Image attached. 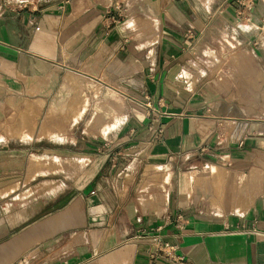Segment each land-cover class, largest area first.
<instances>
[{
	"label": "crops",
	"instance_id": "crops-1",
	"mask_svg": "<svg viewBox=\"0 0 264 264\" xmlns=\"http://www.w3.org/2000/svg\"><path fill=\"white\" fill-rule=\"evenodd\" d=\"M260 16L254 0H0L2 103L36 79L43 85L33 93L49 96L73 73L130 106L117 141L75 133L50 174H32L47 169L29 158L39 131L29 139L19 130V146L2 143L0 264H180L152 259L159 240L190 264H264L263 151L258 141L251 152L239 141L219 146L238 128L221 132L228 105L199 51L221 45L208 41L217 26L235 30L237 46L245 20ZM212 150L227 157L199 163L212 187L192 191L197 180L189 179L185 190L175 178L180 157ZM84 157L83 168L75 160ZM153 171L159 182L157 174L172 176L146 197L139 186Z\"/></svg>",
	"mask_w": 264,
	"mask_h": 264
},
{
	"label": "rangeland",
	"instance_id": "rangeland-1",
	"mask_svg": "<svg viewBox=\"0 0 264 264\" xmlns=\"http://www.w3.org/2000/svg\"><path fill=\"white\" fill-rule=\"evenodd\" d=\"M254 2L261 13L260 21L257 18L252 22L251 18L245 20L243 37L240 38L237 46L233 45L231 39H229L232 34H235V30H225L217 26L213 31L214 37H209L208 41L213 40L212 42L215 43L217 39H220L222 43L227 42L228 45H223L219 41L221 45L206 46L199 48V51L206 56L208 66H210L213 74L217 76L216 81L223 88V95L218 97L228 105V116H225L220 122V126L223 128L221 132L229 134V132L238 128L237 135L232 133L230 137L227 135L229 138L223 135L219 136L218 140H224L221 141L219 146H222L226 141H239L244 142L245 149L249 147L251 152L252 148H255L259 143L264 158V0H254ZM248 33L253 34V36L248 38ZM69 76L74 79L77 86L65 89L61 96V93H59L60 85H57L49 96L35 95L32 90L38 91L43 85L36 79L29 82L31 88H26L27 92L25 94H21L16 99L14 97L7 99L5 104L0 100V147L2 143L11 138V146L21 145L18 138L24 140V137L18 136L19 130L29 139L37 131L43 135L42 138L35 139L36 155L31 154L29 158L32 163H45L47 169L32 172L34 177L40 174L52 173L50 168L61 167L60 162L64 161H60L58 158L55 160L56 156L54 154L63 148L69 147V144L75 138V133H81L89 138L105 137L117 141L118 133L124 130L123 120L128 117V109L130 108L127 100L118 95L115 89L101 83L87 82L79 79L73 73H70ZM115 97L122 99L123 119L116 127L104 133L102 129L107 124L108 117L106 118L102 112L107 107L114 105L110 101ZM10 100L13 102L10 103ZM84 106L86 109L81 113ZM99 109L100 115L94 122H91L94 112ZM39 126L40 130L36 129ZM45 129H47L46 132L42 133ZM44 147L50 153L43 152ZM216 153H219V151L212 150V153L207 152L204 154L192 152L180 157L182 168L175 178L180 179L181 184L185 185V190L188 189L186 184L191 175L197 180L196 186L191 189L192 191H204L205 184L210 188L212 187L211 178L205 176L198 169L201 168L199 163L222 162L224 161L223 158H227ZM27 157L26 154L21 155L19 158L21 162H27ZM69 164H72V167H77L73 163ZM19 173L22 177L24 175L28 177V173L31 172L20 171ZM67 173L75 174L76 172L67 171ZM154 175L155 171L144 182H141L138 190L139 194L148 197L150 194L157 195L165 190L164 185L167 182L169 183L170 179L162 183L154 180ZM147 200L143 204L151 205L152 203Z\"/></svg>",
	"mask_w": 264,
	"mask_h": 264
},
{
	"label": "bare ground",
	"instance_id": "bare-ground-1",
	"mask_svg": "<svg viewBox=\"0 0 264 264\" xmlns=\"http://www.w3.org/2000/svg\"><path fill=\"white\" fill-rule=\"evenodd\" d=\"M71 86H74V87H76L77 86V83L74 81V79L72 78V77H68V80L67 81H64L63 83H62V85H61V87H60V92L59 93H61L60 94V96L62 95V92L64 93L65 92V89L67 90L68 88H71ZM11 102H13L12 100H10V103ZM110 103H113L114 105H111V106H109V107H107V109H104L105 111L104 112H102L104 115H105V117L107 118L108 117V119H107V124L103 127V132L104 133H106V132H108L109 130H111L112 128H114V127H116L117 126V124H119V123H121L120 121L123 119L122 118V105L121 104H123V102H122V99H120L119 97H115L113 100H111L110 101ZM85 106H84V109L82 110V112L81 113H83V111H85ZM99 113V114H98ZM100 115V109L99 110H96L95 112H94V115H93V118H92V120H91V122H94V120L95 119H97V117ZM91 122H89V123H91ZM254 126V125H253ZM258 128V127H257ZM75 162L77 163V164H79L80 165V167H85V165L87 164V159H86V157H84V158H82V159H76L75 160ZM209 166H213V165H209ZM212 168V173L213 174H216V171H215V168L214 167H211ZM258 174V173H257ZM261 174V173H260ZM260 174H258V175H260ZM245 175V174H244ZM262 175V174H261ZM171 172L169 173H165L164 174V176L162 177L160 174H157V179H159V180H161L160 182H164V181H167V180H169L170 178H171ZM248 177V176H247ZM247 177H245L244 179H246ZM259 177V176H258ZM261 177V176H260ZM249 178V177H248ZM190 181H192V180H194L195 179V177L193 176V175H191L190 176ZM242 180V179H241ZM250 180H251V177H250ZM261 180V179H260ZM263 180V179H262ZM261 180V181H262ZM247 181H248V179H247ZM247 181H245L246 183H247ZM260 181V182H261ZM249 182V181H248ZM258 183H259V181H258ZM263 183V182H262ZM262 183H260V185H262ZM244 184V183H243ZM252 184V183H251ZM245 185V184H244ZM258 187H259V185H258ZM259 189V188H258ZM263 189H264V187H263ZM219 190V189H218ZM256 190H257V188H256ZM5 192H8V191H5ZM4 192V193H5ZM218 193H222L221 191H219V192H217V195H218ZM223 193H224V191H223ZM247 194H248V192H247ZM259 194V193H258ZM252 195H253V193H252ZM219 196V195H218ZM218 196H217V198H214V200L216 201L217 200V202L218 203H220L219 201H221L222 202V204H223V201H224V199L222 198H220L219 197V199H221V200H219L218 199ZM221 196V195H220ZM230 196V195H229ZM241 196V195H240ZM239 196V197H240ZM231 197V196H230ZM239 197H238V199H239ZM244 197V196H243ZM242 197V198H243ZM234 198V197H233ZM251 198H252V196H251ZM250 198V199H251ZM255 198V197H254ZM157 201H162V200H165V199H167V192L166 191H164L163 193H161L158 197H156L155 198ZM245 199V198H244ZM242 200V202L244 201V202H246L245 200ZM249 199V198H248ZM213 200V199H212ZM213 200V201H214ZM219 200V201H218ZM228 200H229V198H228ZM252 200H253V198H252ZM167 202V201H166ZM238 202V201H237ZM241 202V201H240ZM243 202V203H244ZM213 203H215V202H213ZM226 203V202H225ZM221 204V203H220ZM234 204H236V203H234ZM242 204V203H241ZM248 204H250V202H248ZM251 204H252V202H251ZM250 204V205H251ZM238 205V204H237ZM244 205V204H243ZM246 205V204H245ZM245 205L243 206V207H245ZM163 206V205H162ZM215 206H218L216 203H215ZM221 206V205H220ZM227 206V205H226ZM247 206V205H246ZM213 207V206H212ZM239 207H241V206H238L237 208H239ZM242 207V208H243ZM248 207V206H247ZM221 208V207H220ZM235 208H236V206H235ZM236 208V209H237ZM241 208V209H242ZM217 209V208H216ZM245 209H247V208H245ZM154 210V209H153ZM163 210V209H162ZM239 210V209H238ZM223 211V210H222ZM225 212V211H224Z\"/></svg>",
	"mask_w": 264,
	"mask_h": 264
},
{
	"label": "built area",
	"instance_id": "built-area-1",
	"mask_svg": "<svg viewBox=\"0 0 264 264\" xmlns=\"http://www.w3.org/2000/svg\"><path fill=\"white\" fill-rule=\"evenodd\" d=\"M158 241V240H157ZM166 256L174 261L179 262L180 264H190L185 260L184 256H177L175 254L174 246L170 245L167 242H157V246L151 251L152 259H156L158 256Z\"/></svg>",
	"mask_w": 264,
	"mask_h": 264
}]
</instances>
